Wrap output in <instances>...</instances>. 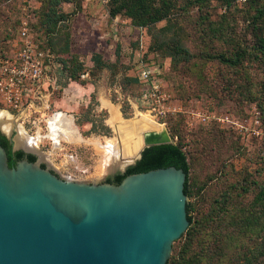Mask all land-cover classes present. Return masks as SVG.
Returning a JSON list of instances; mask_svg holds the SVG:
<instances>
[{
    "label": "rangeland",
    "instance_id": "rangeland-1",
    "mask_svg": "<svg viewBox=\"0 0 264 264\" xmlns=\"http://www.w3.org/2000/svg\"><path fill=\"white\" fill-rule=\"evenodd\" d=\"M170 1L168 20L146 29L133 26L123 12L112 17L116 4L111 0L61 3L58 10L65 18L48 34L44 29L34 33L52 41L59 63L51 68L42 99L35 100V108L24 110L29 116L18 124L29 135L33 119L56 110L69 113L84 141L67 148L75 149L80 160L90 166L86 180H96L122 172L131 162L111 161L110 152L102 145L113 140L112 148L128 152L136 131L128 128L132 122L139 123L137 131L148 128L143 121L149 126L157 123L183 147L192 190L187 202L195 208L193 215L205 217L228 191L237 194L244 182L254 188L255 183L264 181V60L256 57L253 30L254 16L257 9H264V0H232L230 4L227 0ZM33 5L38 9L34 21L39 27L49 0H37ZM20 10L18 0H0L2 53L8 52L10 38L19 30ZM257 24L264 26V15ZM160 32L166 33L168 41L179 40L192 54L188 62L180 61L179 72L174 71L171 48H149ZM237 52L242 55L236 66L216 58ZM95 56L108 66H96ZM63 64L68 70L85 71V76L70 79ZM148 65L160 71L166 93V100L155 105L156 110L138 100L140 87L135 77ZM0 108L7 110L1 102ZM159 108L165 112L157 114ZM7 111L12 117L19 113ZM139 114H144L145 120ZM48 148V144L38 147L42 153ZM246 195L248 202L254 193ZM183 240L173 243L169 258Z\"/></svg>",
    "mask_w": 264,
    "mask_h": 264
},
{
    "label": "water",
    "instance_id": "water-1",
    "mask_svg": "<svg viewBox=\"0 0 264 264\" xmlns=\"http://www.w3.org/2000/svg\"><path fill=\"white\" fill-rule=\"evenodd\" d=\"M25 108L16 117L0 108V132L37 157L9 166L0 145V264H166L189 225L186 172L171 165L118 184L104 181L113 175L68 180L18 124ZM138 138L129 165L145 147L174 143L165 129L140 130Z\"/></svg>",
    "mask_w": 264,
    "mask_h": 264
},
{
    "label": "trees",
    "instance_id": "trees-1",
    "mask_svg": "<svg viewBox=\"0 0 264 264\" xmlns=\"http://www.w3.org/2000/svg\"><path fill=\"white\" fill-rule=\"evenodd\" d=\"M72 0H49L47 9L42 11V19L39 27L34 21L38 9L31 7L29 9L28 25L35 41L43 50H49L54 55V60L59 63V54L52 48L50 39H40L34 35L39 30H45L46 34L55 29L58 22L65 18V14L58 10V6L64 2ZM203 0H191V3H200ZM232 0H227L230 4ZM20 5V16L17 19L19 27L22 19V8ZM116 4L111 15L115 17L123 12L132 19L131 24L138 28H147L146 26L157 23L161 20H168L171 8L170 0H111ZM264 9H257L254 16V34L256 43L254 51L256 57L264 60V26L257 24L263 20ZM19 34L16 30L10 38V43ZM162 48L167 46L172 49L171 58L174 61V71L180 70L179 63L188 62L192 58L189 49L184 47L179 40H167L166 33L160 32L156 35L153 44L149 48ZM10 47V46H9ZM7 52L0 51V55ZM242 53H232L229 55L219 54L221 62L230 66H236L240 61ZM214 59V57L210 56ZM93 63L98 67L108 66L107 61H102L98 56L93 57ZM70 79L82 77L85 71L79 73L76 67L68 70L63 64ZM137 86L140 87L138 78L135 77ZM108 131L109 129L106 128ZM0 145L4 147L8 157L9 166H14L16 161L27 158L29 161H35L36 155L26 153L21 149L13 150L9 138L0 132ZM182 168L186 172L184 192L187 197L192 194L190 185V166L187 161L186 153L180 143L159 144L145 147L141 151L140 157L129 165L124 172H118L112 177H108L106 182L114 179L118 184L128 174L146 172L151 169L163 168L168 166ZM44 167V164H41ZM111 183V182H110ZM252 188L250 184L244 182L240 185V192L237 194L228 191L221 200L216 202L213 209H210L207 216L193 215L195 210L191 202H187V218L189 225L186 231L175 241L184 238L178 249V252L169 258L166 264H264V181L255 183ZM254 193L250 201L245 202V197L249 192ZM174 241V242H175ZM180 242V241H179Z\"/></svg>",
    "mask_w": 264,
    "mask_h": 264
},
{
    "label": "built area",
    "instance_id": "built-area-1",
    "mask_svg": "<svg viewBox=\"0 0 264 264\" xmlns=\"http://www.w3.org/2000/svg\"><path fill=\"white\" fill-rule=\"evenodd\" d=\"M19 1L23 12L19 34L11 41L8 52L0 55V102L7 110L17 112H20L24 106L27 111L29 108H35V100L42 99L44 85L51 80L49 73L52 66L55 67L58 64L49 50L45 51L39 47L29 29V9L34 7L33 3L37 0ZM152 66H144L137 72L136 77L140 84L138 100L154 106L156 110L155 105L160 106L166 100V93L162 90L160 71L153 67L154 71L150 68ZM84 76L85 74L82 75ZM157 112L159 114L165 111L159 108ZM24 114L29 116L28 113L24 112ZM69 115L65 111L56 110L40 119H33L30 121L32 132L29 135L36 139L37 147L49 145L43 153L48 156L54 168L64 178L84 180L91 173L90 166L80 160L75 149L67 148L69 145L76 144L69 136L68 130L64 129L68 126L65 120ZM71 123L75 125L73 117Z\"/></svg>",
    "mask_w": 264,
    "mask_h": 264
},
{
    "label": "bare ground",
    "instance_id": "bare-ground-1",
    "mask_svg": "<svg viewBox=\"0 0 264 264\" xmlns=\"http://www.w3.org/2000/svg\"><path fill=\"white\" fill-rule=\"evenodd\" d=\"M139 118H141L142 120H145L146 116L144 114H139L138 115ZM71 115L67 116L66 120L67 121V125L66 127H64L65 130H68V134L69 136L72 137L74 142H82L84 141L82 135L80 134L79 130L77 129V127L75 125H73L71 123ZM116 118V117H115ZM120 120V119H119ZM112 126L115 127V129H119L114 122H112V120L110 121ZM131 122V121H130ZM145 123V126H147V129H156V130H161L163 129L162 126L157 125L152 123L151 121V125H147V121H143ZM139 123H137V120L133 121L132 124L128 127L130 129L131 132H133V130L136 129L139 130ZM121 126V125H120ZM136 131L133 134H136ZM135 136V135H134ZM140 139L138 138L134 140L133 145L130 147V151L128 150V152H126L125 150H121V151H116L115 148H112V146L114 145V141L113 140H109L105 145H102V147L104 148L105 151H107L108 153L110 152L111 156L110 160L115 161L117 160L116 158H119L120 161H122L121 163H127L129 161H131V158L133 157L134 153L138 151L139 147H140Z\"/></svg>",
    "mask_w": 264,
    "mask_h": 264
},
{
    "label": "flooded vegetation",
    "instance_id": "flooded-vegetation-1",
    "mask_svg": "<svg viewBox=\"0 0 264 264\" xmlns=\"http://www.w3.org/2000/svg\"><path fill=\"white\" fill-rule=\"evenodd\" d=\"M11 143H12V142H11ZM12 148H13V145H12ZM18 149H21V148H16V149L13 148V150H18ZM21 150H23V149H21ZM23 151H24V150H23ZM24 152H25V151H24ZM26 153H28V152H26ZM42 164L46 165V164L43 163V162H42ZM104 181H107V178H106ZM109 181H110L111 183H114V179H112V178H111Z\"/></svg>",
    "mask_w": 264,
    "mask_h": 264
}]
</instances>
